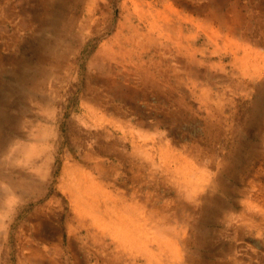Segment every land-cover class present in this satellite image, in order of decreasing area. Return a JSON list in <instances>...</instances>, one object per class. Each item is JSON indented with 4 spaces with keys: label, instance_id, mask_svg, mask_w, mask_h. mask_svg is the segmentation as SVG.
I'll use <instances>...</instances> for the list:
<instances>
[{
    "label": "rangeland",
    "instance_id": "obj_1",
    "mask_svg": "<svg viewBox=\"0 0 264 264\" xmlns=\"http://www.w3.org/2000/svg\"><path fill=\"white\" fill-rule=\"evenodd\" d=\"M2 214L0 264H264V0H0Z\"/></svg>",
    "mask_w": 264,
    "mask_h": 264
},
{
    "label": "bare ground",
    "instance_id": "obj_2",
    "mask_svg": "<svg viewBox=\"0 0 264 264\" xmlns=\"http://www.w3.org/2000/svg\"><path fill=\"white\" fill-rule=\"evenodd\" d=\"M152 14V13H151ZM154 14V13H153ZM167 18V17H166ZM148 21V20H147ZM169 28V27H168ZM148 33V32H147ZM47 124V123H46ZM32 133V132H31ZM30 133V134H31ZM25 143V142H24ZM21 144V143H20ZM19 144V145H20ZM30 144V143H29ZM35 144V143H34ZM22 152H23V156H24V162L26 163V164H30L31 162H32V160H33V157H34V155L36 154V150L34 149V148H23V150H22ZM42 153V152H41ZM48 154V153H47ZM42 155V154H41ZM36 162V161H35ZM39 163V162H38ZM45 166V165H44ZM11 169V168H10ZM29 170V169H28ZM45 170V169H44ZM176 171V170H175ZM174 171V172H175ZM183 174V173H182ZM184 177V176H183ZM93 182V181H92ZM186 182V181H185ZM73 183V182H72ZM75 186V185H74ZM5 187V186H4ZM187 187V186H186ZM68 188V187H67ZM188 189V188H187ZM95 190V189H94ZM188 191V190H187ZM91 192H93V190L91 191ZM99 192V191H98ZM101 193V192H100ZM188 193V192H187ZM9 195H11L10 193H9ZM94 196V195H93ZM92 196V197H93ZM95 197V196H94ZM191 198H192V196H191ZM194 198V197H193ZM87 201V200H86ZM11 202V200L9 201V203ZM83 204V203H82ZM77 206V205H76ZM100 206V205H99ZM130 206V205H129ZM95 208V207H94ZM99 209V208H98ZM97 210V209H96ZM88 211V210H87ZM7 212H8V210H7ZM80 212V211H79ZM91 212V211H90ZM95 212V211H94ZM83 215V214H82ZM7 216V214H2L1 216H0V229H3V227H4V219H5V217ZM77 216V215H76ZM78 217V216H77ZM79 219H80V217H78ZM77 218V219H78ZM165 218V217H164ZM78 219V220H79ZM81 219H83V218H81ZM107 219V218H106ZM153 219V218H152ZM92 220V219H91ZM104 219H102L101 221H103ZM108 220V219H107ZM82 221V220H81ZM151 221V220H150ZM96 222V221H95ZM99 222V221H98ZM116 222V221H115ZM152 222V221H151ZM108 223V222H107ZM123 223V222H122ZM121 223V224H122ZM152 224V223H151ZM102 226V225H101ZM103 226H104V224H103ZM154 227V229H156L155 227L156 226H153ZM157 229H158V231H157V235L159 236V238L162 240V239H164L165 238V235H166V232H165V230H164V232H162V229H160L159 227H157ZM4 230V229H3ZM108 231V230H107ZM5 233V232H4ZM2 234V233H1ZM0 234V235H1ZM4 236V235H3ZM110 236V235H109ZM111 237V236H110ZM0 238H2V237H0ZM6 238V237H5ZM116 238V237H115ZM114 238V239H115ZM183 238V237H182ZM182 238H180V239H182ZM186 243V242H185ZM143 245V244H142ZM118 252V251H117ZM116 252V253H117ZM120 253H122V251L120 252ZM184 255H186V254H184ZM114 258H116V257H114ZM161 259V258H160ZM119 260V259H118ZM188 262V261H187ZM136 264V263H135Z\"/></svg>",
    "mask_w": 264,
    "mask_h": 264
}]
</instances>
